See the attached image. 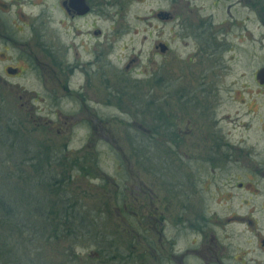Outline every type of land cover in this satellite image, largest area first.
<instances>
[{"label":"flooded vegetation","instance_id":"flooded-vegetation-1","mask_svg":"<svg viewBox=\"0 0 264 264\" xmlns=\"http://www.w3.org/2000/svg\"><path fill=\"white\" fill-rule=\"evenodd\" d=\"M172 1L174 10L159 8L151 17L168 24L169 34L174 30L172 20H179L176 25L182 32L191 30L180 18L177 0ZM229 1H233L230 8L245 3L250 11L256 10L251 4L255 0ZM257 1L264 11V0ZM142 2L144 0H52L47 4L44 0H0V45L4 47V52H0V100L4 101L5 90L14 88L15 93L20 91L15 99L21 105L80 100L85 115L87 109L83 100L93 97L91 94L98 93V89L104 97L126 94L128 88L123 79L118 85L113 84L116 88H111L110 80L93 81L89 67L104 57L102 47L95 51L102 43L94 48L93 44L88 46L84 38H78L93 28L95 36L104 37L100 28L92 26V18L106 21L120 15L123 19L133 5ZM57 15L62 20H55ZM54 21L57 29L50 31L49 24ZM195 24L189 35L203 38L202 22ZM59 28L64 29L63 33ZM120 29L127 31L128 28ZM170 38L173 40L172 36ZM106 44L110 48L111 45ZM157 47L162 53L170 51L167 42L161 41ZM201 47L218 63L215 42ZM110 54L109 51L108 60ZM170 58L172 61L166 64L171 71L167 72L164 64L155 65L149 69V79L138 81L144 93L172 92V95L163 96V101H152L151 110L144 107L143 101L136 104L142 105L143 118L150 115L153 119L147 120V125L140 123V128L135 127L136 116L127 123L130 180L124 177L123 183H115L112 197L122 219L134 220L129 221L137 236L144 229L141 215L135 209L128 210L131 212L128 214L127 208H137L147 191L150 199L157 196L164 203L165 212L159 218L162 223L157 231L153 230L154 240L149 248H145L142 240L143 246L138 251H128L130 248L126 247L123 252L96 255L105 257L102 264H264V106L258 108L256 102L253 103L259 97L264 101V85L254 75L261 90L249 94L255 97L246 111L217 116L218 111L206 101L209 91L202 88L205 82L196 87L198 94L189 92L190 82L177 81L186 76L185 70L179 69L183 73H178L173 56ZM78 74L86 80L78 81ZM27 80L36 82L38 88L27 90ZM82 121L83 125L92 127L89 140H98L96 119L82 115ZM155 123L158 127L153 133ZM42 129L45 132V127ZM45 133L52 139L48 135L50 131ZM84 160L87 169L97 170L94 163ZM50 162L52 167L59 165L54 159ZM118 169L122 179L124 169ZM145 169L151 176L155 174V179L152 176L143 183L138 176L139 170L144 172ZM160 190H163L162 199L158 196ZM153 218L155 221L154 215ZM164 221L168 223L167 232Z\"/></svg>","mask_w":264,"mask_h":264},{"label":"rangeland","instance_id":"rangeland-1","mask_svg":"<svg viewBox=\"0 0 264 264\" xmlns=\"http://www.w3.org/2000/svg\"><path fill=\"white\" fill-rule=\"evenodd\" d=\"M44 1L47 4L52 2V0ZM232 2L229 0H177L176 4L180 9L179 15L181 19L183 18L184 25L187 24L192 30L197 25L195 23L201 21L203 38L190 36L189 34H192L193 30L187 31V29H184L185 32H182V28L176 25L179 20L171 21L174 30L169 34L168 24L164 25L163 21L151 17V13L153 11L155 13V10L159 8L174 10L175 6L172 0H144L142 3L133 5L126 18L123 19L120 15L111 17L112 20L106 19V21L103 18H92L90 20L92 26L100 28L104 37L95 36L92 31L93 28L91 31L87 30L86 32L89 33H86L85 36L83 34L78 39L84 38L88 42V46L93 44L94 48L97 47L98 43H102L95 51L97 49V51H100L102 47L105 54L100 62H95V65L89 67L91 73L89 74L93 81L110 80L112 83L111 85L109 81L111 88H116L114 86L121 83L120 81L123 79V82L127 85L125 87L128 88V90H125L127 93L120 96L104 97L105 95H102L98 89V93L91 94L93 97L83 100V106L87 109L85 115L93 116L98 122L96 135L99 134V136L96 137L99 138L91 141L89 139L92 127L82 123V115L85 116L81 107L82 101H56V103L21 105L15 99L20 91L15 93L14 88L13 90L12 88L5 90V93H3V96H5L4 101L0 100L2 102H0V116L3 117L0 122V132L3 133L0 134V141L2 139L6 141L9 138L11 142H16L17 145L14 146L15 151L10 152L8 146L5 144L4 148L1 146L2 142H0V168L3 169L2 171L15 172L16 167L14 166L12 154H17L18 161L22 157L31 156V153L25 151L22 153L20 149L23 150L26 145L32 144H36L39 149H42V144L49 145L54 150H58L59 147L62 148L65 145L67 148L65 152L68 155L82 157V162H85L84 158L89 162L93 160L92 163L97 160V165L94 167L100 169L101 173L91 169L93 173L89 176L74 175L71 178L68 193L72 198L83 203L86 210H100L102 213L100 225L103 227L105 224H109L110 230H114L122 238L124 249L127 247L130 248L128 251H132L131 249L141 250L142 240L145 243V248L152 246L153 233L158 230L162 223L159 218L165 212L164 203L157 199V196L154 200L150 199L149 191H147L146 198L139 206L136 205L137 208H127L128 214L135 209L138 210L137 214L141 215L144 229L139 233L140 237L131 227L134 220L122 219L118 212L119 209L115 206V201H112L115 183H123L124 177L130 180V171H127V168L130 167L127 158L129 147H127L125 137L127 128H129L127 123H130L132 118L136 116L135 122L137 125L135 127L140 128V123L143 122L147 125V120L153 119L150 115L143 118L140 113L142 105L136 104L143 101L146 104L144 107L151 110L152 106L148 101H163V96L169 98L172 95V92L144 93L139 88L142 83L139 84L138 81L149 79V73L151 72L149 69L155 65L159 67L164 64L165 70L167 72L171 71L166 62H171L170 57L173 56L177 72H186V76L184 75L181 80L178 78L177 81L182 83L187 80L191 83L189 92L195 91L197 94L199 91L196 87L204 81L205 84L202 88L209 91V95L206 94L208 97L206 101L215 111H218L217 116L228 114L233 116L238 111L243 114L251 99L255 97L254 94H249L261 90V87L256 84L257 81L254 79V75L259 68L264 66V11L261 7L262 4L257 0L251 3L257 11H250L245 3L236 4L235 7L230 8ZM57 14L60 13L57 12ZM57 19L62 20V17L57 15L55 20ZM63 21L66 23L64 19ZM49 25L50 31L56 30L58 26L55 21ZM122 26H125V29L128 28L127 31L121 30ZM84 27L86 28L87 25ZM59 29L63 33L64 29ZM116 30L121 31L117 32ZM171 36L173 40L170 38ZM106 38L105 42L104 39ZM161 41L170 45L169 52H160L157 46ZM211 42L217 44L218 63L215 57L208 56L202 51L201 46L204 43L205 45L207 43L211 44ZM106 43L111 45L110 48ZM3 48L0 45L1 53L4 52ZM107 51L111 52L108 56L109 60L107 59ZM94 53L97 54L98 52ZM179 69L185 71L180 72ZM181 75H178V77ZM77 78L80 82L86 80V77L81 74H78ZM135 86H138L139 89H135ZM26 88L27 90H34L38 87L36 82L27 80ZM21 92L23 93V91ZM134 99L139 102L136 103ZM170 100L171 98L168 99L169 102ZM255 102L258 108L264 106V101L260 97L254 99L253 103ZM197 112L196 109L195 113ZM7 123H9L12 130L18 131L21 139L14 137L13 131L10 134L6 132ZM16 126H23L24 128H16ZM44 127L50 131L48 135L52 139L46 137V130L44 132L42 129ZM144 128L146 127L144 126ZM29 163L23 165L25 168L22 169L26 172L32 170ZM119 167L124 169L121 174L122 179L117 172ZM38 168H41V166H38ZM29 173L31 176L36 174L35 171ZM139 173L138 178L143 183L148 182L152 176L155 179V174L151 176L146 169L144 172L139 170ZM147 174L150 176H148V179L146 178ZM26 183L25 174H22V178L19 176L12 177L3 185H6V189L12 190L14 184L25 187ZM38 187H33L32 193L39 195L41 190ZM159 193L158 196L162 199L163 190H160ZM153 215L155 221H153ZM167 228L168 223L166 225V221H164L166 232ZM64 240V238L61 240L52 238L46 244H44V241L39 244L35 243L34 246L41 245L42 247L37 249L40 253L37 257L39 258L38 261L40 263L47 261L54 264H65L68 257L65 254L63 255V252H69V242ZM85 243L74 245V254H77L80 258L78 263L102 264L101 261L105 257L99 255V258L96 254H103V245Z\"/></svg>","mask_w":264,"mask_h":264},{"label":"trees","instance_id":"trees-1","mask_svg":"<svg viewBox=\"0 0 264 264\" xmlns=\"http://www.w3.org/2000/svg\"><path fill=\"white\" fill-rule=\"evenodd\" d=\"M134 101L139 102L136 99ZM148 103L154 107L152 102L148 101ZM2 118L0 116V122ZM157 127L155 123L152 127L153 133L157 132ZM16 128L24 127L16 126ZM12 131L14 137L21 139L18 131L12 130L7 123L6 132L10 134ZM154 141L157 142L156 139ZM0 142L4 148L6 144L10 152L15 151L16 142H11L9 138ZM47 147L43 145L42 149H39L36 144L26 145L20 151L31 153V156L22 157L18 161L17 154H12L15 172L2 171L3 169L0 168V264H54L47 261L40 263L37 258L40 253L37 249L42 247L34 246L35 243L39 244L43 241L46 244L52 238L55 240L64 238V241L69 242V252H63V255L68 257L65 264H79L80 258L74 254V245L85 242L89 245L91 243L103 245V254L123 252L124 244L119 234L110 230L109 224L103 227L100 225L101 211L86 210L83 203L72 198L68 193L74 175H86L88 172L92 174V170L85 167V164L79 160L80 157L68 155L65 152L66 146L59 147L55 151ZM55 154L57 156L54 157ZM51 159L59 165L52 167ZM27 163L32 168L29 172H36L33 176L22 169ZM94 165H97V160L94 161ZM96 169L101 173L100 169ZM22 174H25L27 179L25 187L14 184L12 190L5 188L6 185L3 184L12 177L22 178ZM33 187H38L41 193L39 195L32 193Z\"/></svg>","mask_w":264,"mask_h":264},{"label":"water","instance_id":"water-1","mask_svg":"<svg viewBox=\"0 0 264 264\" xmlns=\"http://www.w3.org/2000/svg\"><path fill=\"white\" fill-rule=\"evenodd\" d=\"M255 77L257 78V81L260 84L264 85V66L258 69V71L255 74Z\"/></svg>","mask_w":264,"mask_h":264}]
</instances>
